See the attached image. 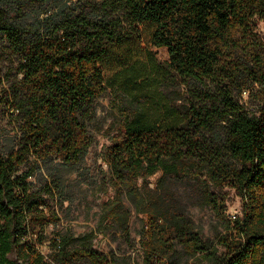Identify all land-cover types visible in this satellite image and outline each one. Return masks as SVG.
<instances>
[{"label": "trees", "instance_id": "obj_1", "mask_svg": "<svg viewBox=\"0 0 264 264\" xmlns=\"http://www.w3.org/2000/svg\"><path fill=\"white\" fill-rule=\"evenodd\" d=\"M257 18L264 20V0H66L29 24L0 9V34L19 56L17 109L25 117L21 148L0 153V264H115L89 237L78 246L56 237L52 261L28 243V218H49L30 189L31 173L18 170L31 155L79 164L93 144L96 101L116 85L138 94L146 88L161 105L131 106L105 152L113 194L102 202L99 226L128 236L132 207L145 214L143 264H264V39ZM162 46L167 67L149 56ZM150 69L157 75L150 78ZM164 80L204 88L195 91L197 101L176 105L156 91ZM244 91L259 101L257 110L237 99ZM186 182L214 208L225 188L242 197V213L216 243L182 202L178 186Z\"/></svg>", "mask_w": 264, "mask_h": 264}, {"label": "rangeland", "instance_id": "obj_2", "mask_svg": "<svg viewBox=\"0 0 264 264\" xmlns=\"http://www.w3.org/2000/svg\"><path fill=\"white\" fill-rule=\"evenodd\" d=\"M57 0H47L36 3L32 0H0V9L8 12L15 22L32 23L44 18L65 3ZM257 31L264 39V20L257 18ZM152 62L159 67L169 64V51L165 46L152 47L149 53ZM19 56L9 45L8 40L0 34V153L8 156L21 148L24 142V113L17 109L18 81L22 77L17 70ZM152 68V67H151ZM149 77L157 75L152 69ZM204 86L194 80L178 84L171 80L159 81L156 91L168 96L176 105L187 103L191 99L197 101L194 93ZM155 101L157 106L161 101L146 88L140 94L129 91L124 85L109 87L108 91L96 101V112L89 123L93 144L85 158L75 166H65L59 159L53 157L47 160H37L31 155L27 162L19 167V173L30 172L28 178L30 189L44 199L42 207L46 221L28 218L30 229L26 241L34 245L52 261L56 251L54 239L66 236L75 239L74 246L81 245L84 238L89 237L94 247L100 252L115 257V264H143V249L141 246V231L146 215L132 207L129 222L130 236L122 231L106 230L100 227L102 202L113 194L109 185L110 171L103 157L111 146L119 126L125 120V115L131 106ZM237 99L251 111L257 110L259 101L249 95L248 91L237 94ZM220 131L223 128H219ZM157 173L149 178L152 185L160 178ZM182 202L189 216L201 231L203 237L214 243L219 236L224 235L233 225L231 221L242 213L243 200L235 190L225 188L216 208L200 200L191 183L179 184ZM54 216L59 219L52 220ZM220 255L225 250L219 247ZM16 259L17 254L10 255ZM188 264H211L200 259H190Z\"/></svg>", "mask_w": 264, "mask_h": 264}]
</instances>
